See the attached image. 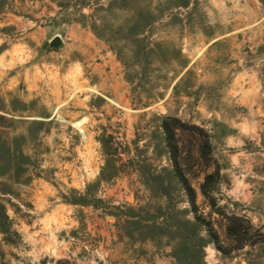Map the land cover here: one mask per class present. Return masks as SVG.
Masks as SVG:
<instances>
[{"label": "rangeland", "instance_id": "374dc122", "mask_svg": "<svg viewBox=\"0 0 264 264\" xmlns=\"http://www.w3.org/2000/svg\"><path fill=\"white\" fill-rule=\"evenodd\" d=\"M0 264H264V0H0Z\"/></svg>", "mask_w": 264, "mask_h": 264}, {"label": "trees", "instance_id": "16d2710c", "mask_svg": "<svg viewBox=\"0 0 264 264\" xmlns=\"http://www.w3.org/2000/svg\"><path fill=\"white\" fill-rule=\"evenodd\" d=\"M164 132L165 134L168 135V130L166 129V127H164ZM102 144V143H101ZM170 144V143H169ZM103 146H105L104 144H102ZM171 155H172V160L173 163L176 164V159H175V148L173 149V147L171 146ZM178 178L180 183L183 185L184 191L187 194L188 197V203L191 206V209L193 211V213L195 214V219L197 222H203L201 220L200 217H198L197 214V207L195 204V197H194V192L193 189L188 185L187 181L185 180V178L181 175V173L178 174ZM213 180V175H208L205 177L203 184L201 185V194L206 198L209 199V190H208V185L211 183V181ZM212 208H214L216 205L213 201H211V205ZM207 227V233L209 235V237L211 238L213 244L215 245L216 249L218 251H220V247H219V240L217 235L215 234L214 230L212 229V227L210 225H205Z\"/></svg>", "mask_w": 264, "mask_h": 264}, {"label": "water", "instance_id": "95a60500", "mask_svg": "<svg viewBox=\"0 0 264 264\" xmlns=\"http://www.w3.org/2000/svg\"><path fill=\"white\" fill-rule=\"evenodd\" d=\"M59 45V41L58 40H54L51 42V46H58Z\"/></svg>", "mask_w": 264, "mask_h": 264}]
</instances>
